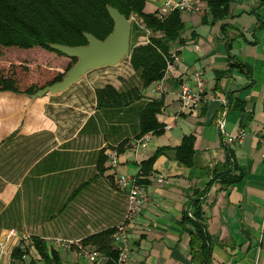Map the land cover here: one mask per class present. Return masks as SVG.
Segmentation results:
<instances>
[{"label": "crops", "instance_id": "obj_1", "mask_svg": "<svg viewBox=\"0 0 264 264\" xmlns=\"http://www.w3.org/2000/svg\"><path fill=\"white\" fill-rule=\"evenodd\" d=\"M148 1L152 13H163L160 2ZM195 1L204 9L183 13L184 43L172 47V66L162 81L144 91L145 100L164 101L158 116L163 134H151L140 151H135L136 140L131 139V147L117 154V165L108 159L105 173L97 171L98 154L107 148L109 156L118 143L107 139L103 127L99 134L80 133L96 110L82 112L84 122L64 141L56 136L50 141H16L9 147L14 151H0V179L5 183L0 189L2 224L34 231L66 264H89L79 257L77 246L61 249L53 239L82 240L120 225L127 197L119 180L139 176L146 180L142 184L150 200L131 226L133 254L126 264H195L191 240L197 220L211 240V264H264V0H235L222 22H214L206 5ZM199 73L206 78L203 104L185 111L179 97L182 85L193 88ZM27 99L26 111L41 100L31 105ZM241 132L240 141H226ZM188 136L194 137L191 166L163 155L151 174L142 176L143 161L160 148L179 147ZM229 154L237 168L232 172L244 174L232 186L215 180L214 174ZM14 157L15 174L10 176ZM159 176L167 184H159ZM86 182L90 183L73 198ZM189 212L193 218H186Z\"/></svg>", "mask_w": 264, "mask_h": 264}, {"label": "trees", "instance_id": "obj_2", "mask_svg": "<svg viewBox=\"0 0 264 264\" xmlns=\"http://www.w3.org/2000/svg\"><path fill=\"white\" fill-rule=\"evenodd\" d=\"M198 1L206 5L207 15L211 16L214 22H222L230 15V8L235 0ZM146 4L147 0H0V53L17 51L22 56H28L34 55L35 50L40 49L45 53H57L68 58L52 50L49 44L71 47L87 45L84 33H90L97 39L104 40L114 28L107 6L118 9L128 20L134 17L141 19L140 24L132 21L129 63L136 76L134 83L122 89L113 85L97 89L96 112L80 132L99 134L100 128L103 127L107 139L113 138L118 143L116 147L110 149L116 151L118 155L123 154L131 147V139L137 141L147 134L156 136L163 134L164 125L159 122L158 116L164 109V101L163 99L145 100L144 91L165 78L169 63L174 61L171 54L172 47L184 43L183 12L174 11L160 19L158 11L145 12ZM222 27L225 30L227 25ZM147 35H150L148 42L140 44L139 38ZM69 59L71 61L64 72L40 67L41 80L38 83L30 82V70L25 63L13 64L7 71L0 70V93L33 95L47 86H52L61 81L64 74L77 62L76 59ZM4 142H1L0 146ZM106 151L107 148L102 149L98 154V173H105L108 170L105 168L109 159ZM163 155H169L180 164L191 166L194 156V137H185L179 147L158 149L149 159L141 163L142 176L151 174L154 164ZM234 169L232 155L229 154L222 167L215 170V180H220L226 186L241 182L244 178L243 172L236 175L232 172ZM145 181L141 180V183L145 184ZM87 183L90 182L84 183L74 191L73 198L77 197L88 185ZM2 220L0 217V234L3 228H10L6 223L2 224ZM193 225L196 230L191 240L193 262L211 264L212 245L205 226L199 220L193 222ZM115 232L116 227H111L89 235L81 242L83 246L92 247L99 252L105 258L103 264H118L120 253L114 247ZM32 239L35 251L44 264H66L58 251L49 249L44 238L33 236ZM26 253L27 251H23L21 247L15 248L10 264H37L34 260L27 263Z\"/></svg>", "mask_w": 264, "mask_h": 264}, {"label": "rangeland", "instance_id": "obj_3", "mask_svg": "<svg viewBox=\"0 0 264 264\" xmlns=\"http://www.w3.org/2000/svg\"><path fill=\"white\" fill-rule=\"evenodd\" d=\"M200 7L204 9L201 4ZM153 11V5L148 1L145 12L152 13ZM160 11L167 13L165 10ZM184 17L187 18L186 15ZM131 21L141 23V19H137V17H134ZM148 36L150 35L145 36L146 39L144 40L141 38L139 43L143 41L142 44H145L146 40L149 39ZM55 54L45 53L40 49H36L34 55L28 56H22L17 51L2 52L0 53V70L7 71L11 69L13 64L25 63L30 70V82L38 83L41 80L39 76L40 67L64 72L70 63L69 58ZM133 72L129 59L125 60L116 68L104 69L89 74L80 84L72 87L59 98L47 96L41 99L28 111H26V106L29 103L27 98L8 92L0 93V140H5L3 146L0 147V151L4 149L14 151L9 147H12L16 141H50L53 136H56L58 141H64L72 137L84 122L82 112L91 113L96 110L97 89L112 85V83L118 89L127 88L134 83L136 78ZM14 131L17 132L13 134ZM30 133L33 134L28 135ZM11 162L13 163L11 169L14 172L10 176H13L16 168V165H14L15 157ZM4 186L5 183L0 179V189ZM95 205V208L100 207V201H97ZM16 229L18 230V228ZM28 233L32 237L36 234L34 231H28ZM27 254L25 259L27 263L34 260L37 264H44L32 249Z\"/></svg>", "mask_w": 264, "mask_h": 264}, {"label": "built area", "instance_id": "obj_4", "mask_svg": "<svg viewBox=\"0 0 264 264\" xmlns=\"http://www.w3.org/2000/svg\"><path fill=\"white\" fill-rule=\"evenodd\" d=\"M156 1L162 4L160 9L167 11V13L179 11L187 14H197L202 12L200 4L195 0ZM167 13H159L158 16L160 19H163L168 15ZM147 42L148 40H146V43ZM171 66L172 63H169L168 69ZM193 82V88L187 84H183L179 94L180 101L182 102L185 111L196 110L203 104L206 78L199 73L194 76ZM219 123L220 129L224 132V123H222V121H219ZM243 133L244 132H241L238 137L227 136L226 141L228 143L240 141L243 137ZM150 135L151 134H147L134 143L133 148L135 151L144 150L146 148ZM108 157L112 165L115 166L118 164L117 152H111ZM157 181L161 185L167 184V180L163 176H159ZM119 184L126 192L127 208L122 223L116 227L113 239L114 247L120 253L118 264H126L133 254L130 242L131 226L134 220H136L142 212L143 206L150 200V198L146 187L141 183V177L139 176H122L119 180ZM188 216L193 218V212H189ZM53 241H55L61 249H70L73 246H77L79 249V257L89 264H99L105 260V258L92 247L83 246L81 240H64L61 238H55ZM17 247H21L23 251L27 252H30L32 249V251L36 253L32 236L28 232H20L15 228L4 231L0 236V264H10L12 252ZM27 255L28 254L26 253L25 259Z\"/></svg>", "mask_w": 264, "mask_h": 264}, {"label": "water", "instance_id": "obj_5", "mask_svg": "<svg viewBox=\"0 0 264 264\" xmlns=\"http://www.w3.org/2000/svg\"><path fill=\"white\" fill-rule=\"evenodd\" d=\"M109 16L114 22V28L104 40L97 39L90 33H84L87 45L65 46L49 44V47L77 62L64 74L61 81L47 86L33 95L23 94L31 100V105L44 97H59L72 87L80 84L89 74L118 67L128 60L131 54L133 22L128 20L120 11L107 6Z\"/></svg>", "mask_w": 264, "mask_h": 264}]
</instances>
